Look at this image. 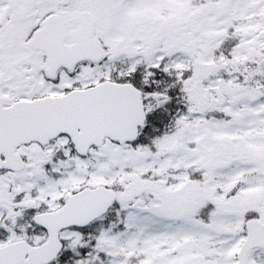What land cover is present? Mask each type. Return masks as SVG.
<instances>
[{
	"label": "snow or ice",
	"instance_id": "6c2138e0",
	"mask_svg": "<svg viewBox=\"0 0 264 264\" xmlns=\"http://www.w3.org/2000/svg\"><path fill=\"white\" fill-rule=\"evenodd\" d=\"M0 264H264V0H0Z\"/></svg>",
	"mask_w": 264,
	"mask_h": 264
}]
</instances>
